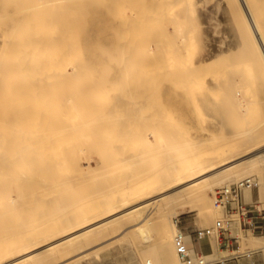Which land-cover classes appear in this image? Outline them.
Instances as JSON below:
<instances>
[{
    "label": "bare ground",
    "instance_id": "bare-ground-1",
    "mask_svg": "<svg viewBox=\"0 0 264 264\" xmlns=\"http://www.w3.org/2000/svg\"><path fill=\"white\" fill-rule=\"evenodd\" d=\"M123 1L124 0H122V3H121V0H0V35L3 39L2 47H0L1 48L0 56L3 62L1 64V61H0V77L2 79L8 77L7 79L9 81H12L11 86H13L14 83L19 84L20 80L24 81L26 78L21 79L23 77H19V81H17L18 78L17 79L15 78L16 80L14 79L15 80L14 82V80L11 77L14 78L16 76H23V75L25 76L26 74H31L32 71L36 68L35 69L36 73H38V70L40 69L39 70L40 77L38 75L36 76L39 77V79L37 78L38 81L41 79L40 80V84H41L40 85V92H41L40 95L41 96L43 94V89L44 90L48 89L47 87L45 88L44 86L46 85L55 86V87L53 86V88L55 89H51L53 90V92H55L54 94L53 92H51V95H52L51 97L50 95L47 98L46 96L43 97L44 102L42 101V103L44 105L41 103V106L38 105L39 107L36 108L37 104L39 103L38 102L35 105L36 107H34L35 109L32 106L33 109H31L30 113L25 112L26 111L25 108H24L25 111L21 107H20L21 109L19 108V104L17 103L21 99L19 101H16L17 103L13 101L14 99L13 100L10 99L11 101L14 102V105L15 104L18 105L17 112H15V109L12 108L14 107V105L13 106L8 105L9 103H11V101H8L9 98L7 97V94H6L7 88L8 87L10 88V86L8 85L9 81H7V79L5 82H7L6 86L8 87H4L5 90L2 88H1L2 90H0V157L2 156L1 158H3V160L0 159L1 161H3V163L0 162V198L1 197L6 198V201L4 200L5 203L3 202L4 204H2V202L0 201V209H4V208H1V206L5 205L6 210L5 209L4 210L8 211L9 213L8 212L7 213L8 215H10V218H13V220H15L13 221L15 226L14 225L12 226V223L10 225L9 224L10 220L8 221L7 218H6L7 220L5 219L6 221H4L5 223L9 224V226L8 224H5L6 227L8 226L7 228L5 227V229L7 230L8 234H10L9 236L8 234L6 235L7 233L6 231H5L6 233L3 232L5 230L4 228L0 232V237L4 240H5L4 235H6L7 238L12 236L11 239L6 240L5 242H3L4 240L0 239L1 240L0 242V264H67L75 259H78L80 257L87 255L89 252H92V250L94 251L96 249H101L104 247L107 248L111 245H114V243L115 242L117 243L118 240H120L121 242L130 241L133 243H139L145 253L146 251L148 252L150 250L149 251L150 255L147 257H145L147 253L146 254L143 253V257L145 259L144 264H179V259L176 254V249L174 246V233L176 232V227L178 224L176 220L171 219V215L175 213L176 209L179 208L180 212L182 213H187L190 211L205 212L207 215L210 216L213 214L214 210L216 209L215 203L214 201H212L213 199L210 200V198L208 197V192L210 189L214 187V185L220 184V183L224 184L225 182H228L229 180H232L233 178L237 179L238 176L242 177L245 174L248 175L249 172L251 173L260 172L262 170L261 168H263L262 162L264 161L263 160L264 159V134H263L264 131L257 132L256 134L254 133L255 131L254 132L252 131L251 133L253 135L251 134L250 137L251 136L253 137L251 139V142L248 144L246 143L243 144L242 141L233 143V141L231 142V140H227V141L217 144L216 141L210 142V139L208 138V136L207 137L205 136L206 138H202L201 135H206L205 132L203 133V131H201L202 129H204L203 127L202 128L200 127L201 128V129L199 128L200 130H197L196 128L195 130L193 129L192 126L194 125L195 117L198 118V116H195L192 110H194V108L196 107L193 105L192 106L194 108L190 107V104H189L190 99H185L187 97L184 98L182 96L183 95L185 96V94L189 91L190 87L192 86V82L196 81L195 79H198L194 76V74L192 76L195 79L194 78L192 79V76L190 74L189 75L191 77L187 76L188 78H186V74H185L184 79L182 77V81L183 80L184 81L183 82L181 81L180 83L181 85L179 84V81L178 82L175 81L173 77H171L170 78L171 81L168 80V82H167V79H169V77L166 79L164 78V80H166L164 82L165 88L163 87L164 93L163 94L161 93L162 97H160L159 95L158 96L159 98L156 97L157 99L156 98L155 99L161 100L160 103L163 101L164 102L163 104L166 106L165 108H162L164 106L162 104H161L162 106L160 104H157V106L152 105V107L156 106L155 107L156 109L159 108L158 111H160V108H162L160 114L156 113L155 109L153 108L151 109L152 112L155 110L153 113L154 114L153 117L157 116L155 115V113L158 114V116L160 115L159 116L160 118L158 120L159 122H161L162 126H158V128L155 127L156 129L151 128V130L150 128H147V127L146 128L148 130H146L144 128V125H142L141 127L144 128L145 130L141 129V127L138 126L139 124H142L143 120L145 121V118L147 119L149 117L148 114L150 113V111H148L149 113L146 112V110H148L150 107L149 105L148 106L145 105L148 108L146 110L143 109L144 110V111L142 110L143 113L139 111L141 115L142 114L144 116L148 115L144 118L141 116L143 118V119L141 118L142 120L140 119L141 122H139L136 116V114L138 113L137 112L138 110L136 111L135 109H133L132 111L130 110L131 113H127L126 110H129V108H127V105H125V103L134 101L133 99L131 100L129 99L132 98V94L135 95V93H137V91L133 93V91L137 90V87L136 89H134L135 87L132 86L131 89H134L133 91L129 90L131 86L128 87L129 91L127 90L128 93H126L128 94V96H125V99L128 100L127 101V100H124V98L119 95V92L122 91V90L119 91V88H118V83L120 82L116 81L115 79L114 80L115 83L112 84L109 82V80H106V78L108 75H109V78L114 77L117 79H121V81H122V78H126L125 79V82H126L128 78L125 76H129L130 73L133 74L132 70H134L135 68L137 69L136 67L137 63L143 60L142 54L145 55L144 52L148 51V48L151 45L152 40L150 41L147 38L149 37L153 39L151 35L153 33L151 32L153 30L154 25H150L152 26L151 27L152 29H150L151 34L148 33L149 34V35L147 34L148 37L147 36L142 37L143 39L146 38V41L149 40L147 41V42H150L149 45L148 46L146 45L148 44L146 43V41L144 42L143 40L139 41L140 47L142 43L144 44L142 46L143 48L141 47V49L137 44L136 45L138 46L137 50L140 49L142 51L143 49L145 51L143 52L139 51L142 54L139 52L137 53L136 46L134 43H136L137 39L139 38L138 35H136L135 33H132V35L134 34L135 36L138 37V38L137 37L134 38V40L136 41H133V42L124 41V38L128 39L129 37L133 39V37L130 36L131 34L129 32L134 31V29L136 28L135 27L136 25H134V23L137 24V22H134V20L136 21L140 18L136 14V11L138 10L137 9L138 5L135 6L137 8L134 13L136 14L135 16L139 18L134 19V16L130 15L133 13L126 15L127 16L126 17L124 14L125 12L122 9H124L123 8L124 4L126 5L127 2L125 3ZM141 1L145 3L143 4L144 6L140 10L145 9V7H149V8L153 7L156 10H159V9L163 10L167 7L170 8L171 6L170 4H172L173 2H178V0H149L148 2H146L145 0H141ZM129 2L127 4L128 6L130 4L132 5L131 2H134V1L131 0ZM227 2H229V6H231L232 8V14H234L233 16L236 18V21L239 24V25L237 24L238 28L240 27L239 30L241 29L242 40L245 41V43L247 44L246 46H248V49L250 48L249 50H245V51L253 52V55H252L253 62L255 63L257 62L256 67L260 70L259 76L264 80V0H227ZM134 3H133V6L130 5L132 7V9L130 8L131 11L135 10ZM174 4H173L174 7L171 6V9L173 8V11L175 10V7L177 6L176 4L175 5ZM178 7L180 6L178 5L176 8ZM169 8L167 10L168 11L167 13H169V10H170ZM188 9L190 8H187V10ZM183 10L185 11L186 9H183ZM145 11L146 9L144 10V12ZM152 11H151V15L156 14L155 17L157 19H159V17L163 15L165 16L166 19H168V17H166L167 14H165L166 11L163 12L164 14L161 13L162 15L160 14L161 11L160 12L156 11L158 15H161L159 17L157 16V13L154 11V9ZM170 11L172 12V10ZM176 12L178 11L175 10V14L172 12L169 15L171 16L173 15L175 17ZM146 13L148 12L146 11ZM187 13L188 12H186V14ZM239 13H240V18L238 16ZM131 16H133L132 22H131L132 18H130ZM173 16L170 18V20L173 18ZM177 17L178 16H176V20L174 18L171 20V22L173 20L177 21V23L180 22L181 19L178 21ZM157 19L156 21H158ZM145 20H148V19H145ZM159 20L160 22L164 21L162 17ZM175 21L172 22V25L177 24L175 23ZM181 22L183 23V20ZM158 25L162 26L159 23V21H158ZM168 26L170 27L169 24ZM163 27H164V24H163ZM165 28H163L162 30H165ZM176 28L177 27H175V29ZM177 29H179V26ZM177 29L175 32H177ZM155 30L157 31V28ZM185 30L186 28H184L183 32ZM179 31L180 30H178V33ZM188 32L186 31L187 34ZM164 33L166 34V32ZM181 33H179V35ZM164 37H166V35L163 36L162 34V36L159 37L160 40H158L160 42L158 45L160 46L161 52L158 50L156 51L155 48L150 46L156 51V53L154 52L155 56H154V53L152 52L151 55H153V59L150 53L148 54V57H147L146 55L149 51L145 55L146 62L148 61L147 59L151 56L150 57L151 59L149 58V60L155 63V64L152 62L150 63V61L147 62L149 64L148 66L151 68L149 69V74L152 73L151 71L153 70L152 67L156 65L157 60H158L157 61L158 64H157V67L156 66L154 67V69L158 71V68H160L159 69L160 72L161 71L164 72L163 75H166V72H165L166 66L165 67L161 66L162 67L161 68L160 66H158L159 64L161 65L163 62L166 61L167 64L165 65L171 64L168 67H171L173 69L174 67H177V65H179L177 64V61L178 62L181 61L179 60L180 57L176 56L180 50L177 53L173 54L172 53L173 49H171L173 45H170L171 48H169L170 47L168 46L169 43L164 40ZM177 37H178V34H177ZM180 38H183V37L181 36ZM180 38H179V42L181 41ZM188 38H185V39H188ZM132 39L130 40L132 41ZM185 39L184 40L182 39L181 42L183 43L180 42L182 45H184V41L186 42ZM155 40L156 39H154V41ZM189 40L191 41L190 38ZM144 45L145 47L146 46L147 47L145 48ZM190 45L191 43L189 44V47H186V48H189V50L185 49L186 51H190V48H191ZM174 47L176 48V46H173V48ZM151 48L149 50H151ZM175 48L174 50L176 51V49L178 48L176 49ZM182 48H185V47H182ZM169 50H171V52ZM241 50H243V48ZM162 51L164 52V54ZM160 53L167 56L165 57L166 59H164V57L161 55V58H163L164 61H160V57H158L159 59L156 57L158 54H159L158 56H160ZM139 55H142L141 57L142 60H138V58L140 57ZM3 56L5 57L4 59L5 61L3 60ZM155 57L157 59H155ZM6 58H8V60L10 61H8ZM187 58L189 59V61H191L189 56ZM231 59L229 61L230 63H231ZM252 59H250V61ZM222 60L223 58H220L219 60L222 64L219 62L217 64L218 65L221 64V67L223 65L226 66V64H224L225 62L223 63ZM240 60H244V59L240 58ZM144 61L143 63L141 62V64H144L145 63ZM8 62L10 63L7 66H5V68H3L4 67L3 64L4 63L7 64ZM235 62H234V65H236ZM237 62H239V60ZM240 62H239V66H241ZM213 64H212V67L216 66V64L214 66ZM172 65H175V66L172 67ZM247 65H250V64H247ZM247 65L246 67L245 66L244 67L247 68ZM184 66L186 65L184 64ZM190 66L192 67L193 64H191ZM236 67H238V65ZM136 69L134 70L135 74L138 71ZM196 69L197 67L196 68L194 67L193 70L191 69L192 73L193 71H195V75L197 72ZM199 69L200 70H198V73H197L199 74V76L207 75L208 71H210L208 67H206L207 70H204V71L205 73L207 72V74L205 73L203 74L202 68H199ZM226 69H227L226 71L229 70L227 67ZM41 71H43V74ZM157 71L155 72V74L159 72ZM170 71L172 70L170 69ZM178 71L180 72V69ZM174 72L177 73L175 68H174ZM229 73L232 74V71ZM135 74H133L132 77H136ZM176 75L177 74H175V76ZM41 76L43 77L44 80L41 78ZM32 77L34 78V76ZM142 77L146 78L144 76H141V78ZM179 77H181V75ZM230 77H232V75ZM48 78L54 79L52 82L53 84H50L51 81ZM66 78L68 79L70 78L71 80H67ZM147 78L148 79H146L145 81L149 79L151 81V79H153V76L152 78L151 77L150 78L147 77ZM137 79L138 81L140 80L139 78ZM186 79L187 80L190 79V81L188 82L186 81ZM153 80H155V78ZM153 80L152 82H155ZM161 80L163 79L161 78ZM43 81L45 82L43 83ZM141 81L143 80L141 79ZM132 82H134V80L130 81V83L133 85L134 83ZM152 82H148V83L151 85ZM158 82L161 83L162 81L160 82V79H159ZM176 82L179 84V86ZM23 83L24 82H22V84L20 83L19 85L21 89L19 87L17 88L18 84L14 85V87L16 86L15 88H17L18 90L19 89L26 90L25 88H22L26 86V84L24 85ZM32 83L35 84L33 80H32ZM139 83H142V82L139 81ZM186 83H188L189 85H187ZM34 84L33 86H35ZM43 84H46V85L42 86ZM136 84L138 85V83ZM2 85L4 84L2 83ZM134 86L136 85L134 84ZM41 87H42V91H41ZM9 88L8 90H10ZM15 88L11 92L13 91L15 92L16 91ZM140 88H142V86ZM109 89L112 91L113 95L111 92H110L111 94L106 92V91H110ZM8 90H7L8 94L11 93ZM152 90L153 88H151V90L149 91H152ZM47 91L45 92L46 95H47ZM130 91L132 92L131 97L128 98L130 96L129 94ZM32 92H36V91L33 90ZM48 93L50 92L48 91ZM106 93H108L110 97L112 95L113 98L115 97V99L114 100L109 99ZM114 93L116 94L115 96H114ZM15 94L22 95V92L21 91L20 93L15 92L14 95ZM147 94H150L149 96H151V94H155V93L151 92ZM179 94H183V95L182 96L180 95L179 97L178 96ZM23 95H24V91H23ZM26 95H24V97H26ZM118 95L120 96V98ZM38 96L36 97L37 99H38ZM41 96H40V99H42ZM143 96H145V94ZM27 99L28 100L30 99V101L32 99V101L36 103V101H34V99L30 96L27 97ZM141 99L144 101L143 98ZM149 99L151 101L153 98H149ZM121 100L123 101L124 105L121 102ZM251 101L253 100L251 99ZM31 102H30L29 108L31 107ZM190 103H192V100L190 101ZM146 104H149V103H146ZM142 105L144 106V104ZM8 106L10 107L12 106V107L9 108ZM145 106L144 108H146ZM104 107L105 108L108 107L106 108L107 114H104V111H103L105 109ZM8 109L12 110L13 112L10 111L12 112L10 114ZM21 110H23L24 113ZM120 110L121 112L122 110H124L125 112L123 111L124 113L122 112L121 114L120 112V114H118ZM162 111L163 112L165 111L164 118L166 120L163 123L167 122L166 124L169 125L170 123L173 122L174 123L173 125H175L177 129L176 131L174 129L175 127L172 128V124H170L171 130L173 129V132L176 131L175 132L176 134L173 135L174 138L167 137V135L169 134L171 130L169 128L170 126H166L165 124L162 123V121H160V119L163 117L162 116L163 114L161 115V113H163ZM14 112L17 114L15 115L16 117L14 116L15 114ZM139 113L137 115H139ZM129 114H132L131 117L129 116ZM11 115L13 117H11ZM124 117L125 118L128 117L129 122L132 121V124L134 127L133 128L131 127V128L133 130L137 126L140 127L141 130L140 129L139 130L135 129V130L137 132L140 131L141 133L144 132L143 133L144 136L146 134L145 133L146 131L149 132V131H153L154 129L156 130V132L158 131L160 134V135L155 134V136L156 135L157 137L162 136V138L160 139L162 140V143H163V145H161V148H159L160 147L159 143H156L159 141L158 139L159 137L158 138L155 137L156 139L153 137L156 140L155 145L153 147V145L151 146L149 145L151 144L152 141L147 138L148 137L147 134H146L147 137L146 136L144 137V136H141L142 134L139 132L141 134L140 135L141 138L144 137L145 139H148V141L146 140V143L149 142V140L151 141L149 142V144L148 143L147 145L145 144L146 146H148L147 151L149 152L144 151V154H143L142 152H140V149H139V152H140L139 154L142 153L143 155H146V157L150 156V158H152L151 156H155L152 159V161L150 160L149 165H144L145 164V162H143L145 161L144 157L142 155L136 154L138 152V148L137 150L134 149L138 146L137 143L138 142L140 143V141L142 140L137 138L138 142L135 141L134 142L135 145L133 144L134 146H132L133 140L132 139L126 140L125 137L122 136L125 133L122 132L123 130L121 131V129L123 128H122V124L120 121H122L121 119ZM153 117L152 119H150V122L148 123L145 122V123L150 124L151 120L155 121L156 117L154 119ZM138 118H140V115L138 116ZM155 122L158 123L159 125L158 121H155ZM119 123L121 124V126ZM152 123L153 125L150 124L151 126L153 127L156 126L154 122ZM195 123L196 124L199 123V122L197 123V119ZM118 124L121 127L119 130L120 132H122L121 133L122 135H120V132L117 129L113 131L114 136L116 135V130L118 131L117 135L119 136L115 137L116 138L115 141L118 144H116V142L114 141H111L110 135L108 136V138H110L108 141H111V143L114 142L115 145H117L118 147L115 150L112 149L114 153H112L113 151L111 150L113 157L110 155V153H109L110 156H107L110 159L111 158L112 159L111 160L109 159V161L106 159L105 161L104 160L105 153L103 152H106L107 146L111 143L108 141L107 143L106 142L104 143L103 140L100 141V139H103L104 137V136L101 137V134L103 135L104 132L107 134L112 131L113 128L107 129L106 128L107 126L109 128L112 125H114L112 127L115 128V126ZM126 124H127L126 122L123 124L125 128H126ZM196 124L195 126H197ZM185 125H188V126H185ZM199 126H202V124ZM44 127L46 130L44 129ZM96 127H98V129ZM159 127L161 128L167 127V128L164 129L166 131H163ZM127 128H128V124H127ZM159 129L161 130V132L163 131L164 133L162 132L161 134ZM108 130H111V131L109 132ZM49 131H50V134H52V136L48 134ZM43 132H45L44 133L45 135L40 136L43 134ZM46 132H47V135H49L50 138H52V140L49 138V136H47L49 140L47 137H45ZM96 133L97 134L100 133V135H97L98 137L100 136L99 137L100 139H97L99 140V142L97 141L98 143H96L95 136H93ZM150 133L153 134L154 131L153 133L152 132ZM110 134L113 135L112 133ZM129 134H133V133L131 132ZM91 135L93 138L91 137ZM131 136L133 138V135ZM35 137L37 138V140H39V137L43 138L42 143L35 144L36 147H34L35 145L31 143ZM90 137L93 141L90 139ZM106 138L107 137L105 136V140ZM45 139L48 141L49 144H47V142L44 143ZM89 139H90V142H88ZM113 139L114 137H112V140ZM117 139L119 140V142L117 141ZM185 140H188L189 142L192 140L190 143L186 141V145H188L189 143V147L187 146L188 148H190L189 151L187 147L186 149L184 148V142L182 141H185ZM143 141L145 140L143 139ZM65 142L67 143L72 142V146L69 147L68 152L69 153L70 151L74 152L75 150L76 152L74 154L71 153L72 154L71 156L75 160L79 159L78 161H80L81 159L79 157L81 155L80 154L81 148L85 150V148L83 147H87V145H91L90 144L91 142H92V145L94 144L95 147H97L96 151L97 152L99 151L98 152L99 164L97 166L99 168V171H97L98 173L96 175L97 176L99 175L98 176L99 179L102 178L101 176L102 174H104L103 172H108L107 170L109 168L107 167L108 168L107 169L105 167L108 164L112 166L113 163H115L114 162L115 160L117 161L118 166L121 164L123 165L122 166L123 169L125 168L124 169L125 171H123L124 174H121V172L119 171L120 168L118 169V172H117L118 174H116V176H119V177L117 178L116 181L113 180L114 183L112 182L111 186L110 187L108 186V188L107 186L104 185V183H101L99 180L98 183H100V185L102 186L101 187L98 186L97 190L100 189V191L98 192V194L95 193L96 190L94 192L95 194L91 192L93 196L95 197H91V199L90 198L88 199V198H83L84 197L83 196L82 197L83 199L77 200L78 204L74 203L75 202L74 200H71V201H74L73 203H71V205L72 206L75 205L76 207H74L75 209L73 212L71 210H70L71 212L68 211L69 213L65 212L68 210V206H67V209H65V211H62L58 207L59 206L58 203L61 202L60 200L58 202V199L63 200L62 195H64L65 197L66 194H68L67 190L71 189L70 187L71 180L69 181V178L68 179L66 178L67 175L66 177L64 175L65 172L67 174V171H68L66 155L64 154V151H63V144ZM101 143H103L104 144L103 146H106V147L101 146ZM142 143L140 144L142 145ZM179 143L183 145L180 146ZM198 143L200 146L197 145ZM32 144L34 146H32ZM152 144H154V141ZM43 146H45V148ZM77 146L81 147V148L79 147L80 149L78 148L79 151H77L76 149ZM149 146L152 148H155V146H157V148H159L158 150L162 149V151L164 152V155L162 154L163 153L162 151L161 153L159 151H156L157 148H155L156 150H152V148H149ZM95 147L91 146L90 148L95 149ZM130 147H132V149L136 152L130 150L131 149ZM138 147L140 148V146ZM195 147H197L196 151L192 152L191 150H194ZM31 148L33 152L34 150H36V152L34 153L37 156V157H34L35 162L37 161L36 159L39 158L38 159L39 161L36 162L37 164L35 165H33V162L30 159L31 157L35 156L33 152H31L32 154L29 153L31 151ZM40 148L42 151H40ZM101 148H104L105 151L103 150L102 152ZM170 148H172L173 150ZM180 148H181V151H180ZM217 148L220 149V151ZM7 149H9L10 151L12 150V152L8 151ZM174 150L176 151L175 153L172 152ZM184 150L188 152L184 154L185 153ZM216 150H218L219 154H217L218 152L214 153ZM47 151L49 154L52 152V154L49 155L50 157L47 156L45 159L46 154H48ZM150 151L154 153L156 152H159V153H157V155L156 154L154 155V153L153 155L152 154L147 155L148 153H151ZM39 152L40 154H38ZM169 152H170V155L168 154ZM42 155L44 156V158H42L43 157ZM52 155H53V159L51 158ZM43 159L51 160V161H45L44 163ZM48 162L50 164H48ZM117 163H115V166L113 165L112 168L116 167ZM120 170L122 171V168ZM116 171L117 170H115V172ZM87 172L89 173L91 172V174L85 173V174H88L87 176H91V175L93 176L92 171H87ZM111 172L112 174L114 173L113 170ZM93 173H94V170H93ZM80 175L81 176L83 175V171L82 173H80ZM107 176H110V174H107ZM112 177L113 179H115V173L113 174ZM77 179L79 181V178ZM80 179H83V177H81ZM84 181H85V184H87L86 181H88L89 185L91 182V186L94 184L92 183L93 181L89 182L88 179ZM106 182L108 181H105V183ZM78 183H80V181ZM229 184H232V183H229ZM96 186L97 184H95V187ZM104 186L107 188V189L105 188L106 189L105 191L103 190ZM83 187L79 186L80 190ZM86 189L88 190V187ZM71 191L74 192V189H72ZM77 191H79V189H77ZM65 192L67 193L65 194ZM73 192L72 194L70 193L69 195L72 196ZM80 193L81 191H79V194ZM69 195H68V198L65 197L67 198L65 201H62L64 204L65 202H68L67 200H70ZM82 195H83V192H82ZM72 197L73 198L75 197V193H74V196ZM47 198H50L49 200L52 201V202L48 201V203H51V205L47 203ZM55 201L58 202V203L56 202L58 206L56 205V203L55 204L53 203ZM46 203L48 204V206L50 205V207L53 206V208L51 207L50 209L51 210L55 209V211L53 210L54 213H51L53 211H49V210H48L49 213H47L48 206L46 205ZM54 205H56L57 208H54L56 207ZM70 207L71 206H69V208ZM72 208L73 207H71V209ZM57 209H59V212H57L58 211ZM7 213L6 214L4 213V214L7 215ZM2 219L4 220V218ZM18 221H19V224H18ZM0 223L3 225V222H0ZM1 224H0V229H1ZM11 226L13 229L17 227L15 228L17 230L15 229L8 230V228H11ZM12 232L13 234H11ZM92 233H97V235L92 239H88L89 235ZM153 237H155L156 243L150 246L151 244L148 245L147 243L150 242V240L153 239ZM247 238L243 239V242H246V244H248L250 247L247 251H252V250L255 251V250L264 248V240H262L261 238L259 240L250 239V237H247ZM212 242H213V248H214L213 252H215L218 250L217 240L213 239ZM189 243H190V246L193 248L194 244H193V241L191 240V236H190ZM145 244H147V246H145ZM240 248H245V246L243 247L241 246ZM234 251H236V249H234ZM96 254L98 255L97 252ZM212 255L214 254L210 253L208 256H212Z\"/></svg>",
    "mask_w": 264,
    "mask_h": 264
},
{
    "label": "rangeland",
    "instance_id": "rangeland-1",
    "mask_svg": "<svg viewBox=\"0 0 264 264\" xmlns=\"http://www.w3.org/2000/svg\"><path fill=\"white\" fill-rule=\"evenodd\" d=\"M129 1H131V0H124L123 2H127L126 3V5L124 4V9H122L125 13V16L126 15H128V14H130V13H133V14H130V15H133L134 16V19H138L139 17V21L138 20H134V22H137V24L136 23H134V25H136L135 27V29H134V31H131V32H129L131 35L130 36H132L133 37V39L132 38H129L128 37V39H126V38H124V41H127V42H133V41H136V40H134V38H136L137 36H135L134 34L132 35V33H135L136 35H138V39H137V41H136V43H134L135 44V46L138 44V46H139V41H142L143 40V42L144 41H146V38H142V37H148V33H150L151 31H150V29H152L151 27L152 26H150V25H154V27H153V30H152V32L151 33H153V34H151L152 35V38L153 39H151V38H147V39H149L150 41L152 40V42H151V47H153V48H155L156 49V51L158 50V51H160L161 52V50H160V46L158 45L160 42L158 41V40H160L159 39V37L160 36H162V34H163V36L164 35H166V37H164V40L166 41V42H168L169 44H168V46H170V45H173V46H176V48H178V49H176L175 47V49H176V51L174 50V48H173V46H172V48H171V46L169 47V48H171V49H173V54H175V53H177L179 50V53H177V55L176 56H179L180 57V59L179 60H181L180 62H178L177 61V64H179V65H177V67H174L175 69H176V72L177 73H175L174 72V68L172 69L171 67H168V66H170L169 64L168 65H165V64H167L166 63V61L165 62H163L162 64H164V65H158V66H166L165 67V72H166V75H163L164 74V72H160V68H158V71L157 70H155L154 69V67L156 66L157 67V61H156V65L154 66V67H152L153 68V70H151L152 71V73L151 74H149V69H151L148 65V61H150V63L152 62L151 60H149V58L152 56V59H153V55H151L152 54V52L154 53H156V51L153 49V48H151L150 46H149V48H148V51H146V52H144L145 53V55H146V53H147V57H148V54L150 53V57L147 59L148 61L146 62V56L144 55V54H142L141 52H143V51H145V50H143L142 49V51L140 50L141 49V47L143 46V44L144 43H142L141 44V47H140V49L139 50H137V47L138 46H136V50H137V53L139 52V51H141V52H139V53H141L142 55H143V57H142V55H139L140 57V59L138 58V60H142V61H140V62H138L137 63V66H136V64H135V66L137 67V69L136 70H138L137 72H136V74H135V69L134 70H132V72H133V74H135V76L136 77H132L133 76V74L132 73H130V74H132V75H130L129 74V76H125V77H127L128 79L126 80V82H125V79L126 78H122V81H121V79H117V78H114V77H110L109 78V75L107 76V78H106V80H109V82L110 83H115L114 82V80L116 79V81H119L120 83H118V88H119V91L120 90H122V91H120L119 92V95L120 96H122L123 98H124V100H127V99H125V96H128V94H126V93H128V91L129 90H131V91H133L134 89H136V87H137V90H135V91H133V93H135L136 91H137V93H135V95L134 94H132V98H130L131 97V91L129 92V94H130V96L128 97V98H130L129 100H131V99H133L134 101H132V102H126V101H124V102H126L125 103V105H127V108H129V110H126L127 111V113H131V111L133 110V109H135L138 113H139V111H141V113H143V111L144 110H146L148 107V105L150 106L149 107V109L148 110H146V112L147 113H149L148 111H150V113L148 114L149 115V117L146 119L145 118V121L143 120L142 121V124H139L138 126H142V125H144V128L146 129V130H148L147 128H150V130H151V128H158V126H162L161 125V122H159V116H158V114H160V112H161V109L162 108H165V106L166 105H164L163 103V101L160 103V101L161 100H156L157 98H159L158 96L160 95V97H162L161 96V93L163 94L164 93V86H165V81L166 80H164V78L166 79V78H168L169 77V79H167V82H168V80H170L171 81V77H173V79L175 80V81H179V84L181 83V81H182V77H183V79H184V77H185V74H186V78H188L190 75L192 76L193 74H194V76L196 77V78H198V79H195L193 76H192V79L194 78L196 81H193L192 82V86L190 87V89H189V91L185 94V96L183 95V94H179L178 96L180 97V95L182 96V97H187V98H185V99H190V101L192 100V103H190V101H189V104H190V107H193V106H195L196 108H194V110H192L193 111V113H194V115L195 116H198V118H196L195 117V122H196V119H197V123L198 124H196L195 122H194V125L192 126L193 127V129L195 130V128L197 129V130H200L202 127L204 128V129H202L201 131H203V133L205 132V134L206 135H201L202 136V138H206L207 136H208V138L210 139V142H212V141H216V143L217 144H219V143H221V142H224V141H227V140H231V142L233 141V143H235V142H243V144L244 143H246V144H248V143H250L251 142V139H252V137L253 136H251L250 137V135L252 134L251 132L253 131H255L254 133L256 134L257 132H262V131H264V80L259 76L260 75V70L256 67V64H257V62L255 63V62H253V59H252V55H253V52L251 51V52H247V51H245V50H249L248 49V46H246L247 44L245 43V41L244 40H242V37H241V29L239 30V28H238V26H237V21H236V18L233 16L234 14H232V8H231V6H229V2H227V0H186V1H184V0H178V2H173L172 4H170L171 6H173V4L175 3L177 6L179 5L180 7H178L179 9H180V11H181V13H180V11H179V9L178 8H176L175 7V10H177L178 12H176V15H175V17L173 16V18L172 19H174L175 18V20H176V16H178L177 17V20L179 21L180 19H181V21L183 20V23L181 22H178L177 23V21H175V20H173L172 22H174L175 21V23H177V24H174V25H172V22H171V20H170V18L172 17L171 15H169V14H171L172 12L175 14V10L173 11V8L171 9V6H170V8L169 7H167V8H165V9H159V10H156L155 8H153L154 9V11L156 12H160V14L161 13H163L164 11H166V13L165 14H167V16L166 17H168V19H166L165 18V16L163 15V16H161V15H158V13H157V16L159 17V16H161L162 18H163V22H160V20L159 19H161V17H159V19H157L155 16H156V14H154V15H151V11L153 10L151 7V9L149 8V7H145V9H146V11L149 13H146V11L144 12V10L145 9H142V10H140L144 5V3L145 2H143V1H141V0H137V1H135V0H133L134 2H131L132 3V5L131 6H133V3H134V8H135V10L134 11H131L130 10V8L132 9V7L130 6H128L127 4H128V2ZM140 1V2H139ZM146 2H148L149 0H145ZM121 3H122V0H121ZM130 3V2H129ZM170 3V2H169ZM192 3V4H191ZM174 4V5H175ZM187 4V5H186ZM136 5H138L137 7H135ZM183 5V6H182ZM186 6V7H185ZM174 7V6H173ZM182 7V8H181ZM122 8V7H121ZM136 8L138 9L137 11H136ZM168 8L170 9V10H172V12L169 10V13H167L168 11ZM187 8H190V9H188L187 10ZM192 8V9H191ZM194 8H195V10H194ZM182 9V10H181ZM183 9H186L185 11L183 10ZM120 10V9H119ZM151 10V11H150ZM122 11V12H123ZM136 11V14H137V16H139L138 18H137V16H135L136 14L134 13ZM139 12H141V13H139ZM171 12V13H170ZM186 12H188L187 14H186ZM143 13V14H142ZM148 14V15H146V14ZM152 13H153V11H152ZM141 14V15H140ZM146 16H148V17H146ZM164 14V13H163ZM187 15V16H186ZM190 15V16H189ZM133 16H131L130 18H132L131 19V22H132V20H133ZM171 16V17H170ZM238 16H239V18H240V13L238 14ZM127 17V16H126ZM136 17V18H135ZM144 17V18H143ZM130 18H128V19H130ZM144 20H143V19ZM165 18V19H164ZM189 18V19H188ZM145 19H148V20H145ZM156 19L159 21V23L162 25V26H160V25H158V21H156ZM235 19V20H234ZM140 20H141V22H140ZM151 20V21H150ZM185 20H186V22H185ZM187 20H189V21H187ZM151 23H150V22ZM162 21V20H161ZM192 21V22H191ZM130 22V23H131ZM144 22H146V23H144ZM185 22V23H184ZM149 23V24H148ZM191 23V24H190ZM132 24V23H131ZM139 24H141V25H139ZM144 24H146V25H144ZM149 26H148V25ZM163 24H164V27H163ZM168 24L170 25V27L168 26ZM179 24V25H178ZM191 26H190V25ZM142 25H143V27H142ZM182 25V26H181ZM239 25V24H238ZM146 26H148V27H146ZM160 26V27H159ZM178 26H179V29H177L178 28ZM188 28H187V27ZM140 27V28H139ZM142 27V28H141ZM145 27V28H144ZM166 27V28H165ZM169 27V28H168ZM175 27H177L176 29H177V32H175L176 31V29H175ZM157 28V31L155 30V29ZM163 28H165V30H162ZM184 28H186V30L183 32V30H184ZM193 28V29H192ZM174 29V30H173ZM131 30V29H130ZM142 31V33H141V31ZM147 30V31H146ZM160 30V31H159ZM178 30H180L179 31V33H181L180 35H179V33H178ZM137 31V32H136ZM138 31H140V32H138ZM156 31V32H155ZM159 31V32H158ZM186 31L188 32V34L186 33ZM164 32H166V34L164 33ZM129 33H128V35H129ZM139 33H141V34H139ZM144 33H146V34H144ZM158 35H157V34ZM160 33V34H159ZM175 33H177L178 34V37H177V34H175ZM190 33V34H189ZM148 34V35H147ZM155 34H156V36H155ZM173 34V35H172ZM182 34H184L185 35V37H184V35H182ZM187 34V35H186ZM192 34V35H191ZM150 35V36H151ZM168 35H169V37H168ZM171 35V36H170ZM175 35V36H174ZM141 36V37H140ZM182 36L183 38H180V37ZM191 39V41L189 40V38ZM0 37H1V35H0ZM142 38V39H141ZM172 38H173V40H172ZM179 38H180V40L182 41V39L184 40L185 38H188V39H185L186 40V42L184 41V45H182L181 43H183V42H179ZM130 39H132V41L130 40ZM154 39H156L155 41H154ZM169 39V40H168ZM178 39V40H177ZM149 40H147V41H149ZM146 41V43H148V44H146L147 46L149 45V43L150 42H147ZM191 43V45H190V51H186V50H189V48H186V47H189V42ZM243 41H244V43H243ZM3 42V39H2V37L0 38V47H2V43ZM174 42V43H173ZM177 42V43H176ZM179 42V43H178ZM193 42V43H192ZM171 43V44H170ZM189 43V44H188ZM155 44V45H154ZM243 44H245V45H243ZM177 45H179V46H177ZM186 45V46H185ZM188 45V46H187ZM146 46V47H147ZM155 46V47H154ZM243 46V47H242ZM144 47H145V45H144ZM145 47V48H146ZM157 47V48H156ZM182 47H185V48H182ZM245 47V48H244ZM143 48V47H142ZM151 48V50H149ZM243 48V50H241ZM1 49V48H0ZM153 49V50H152ZM186 49V50H185ZM147 50V49H146ZM170 52H171V50H169ZM183 53H182V52ZM185 51V52H184ZM163 52V51H162ZM186 52H187V54H186ZM155 53H154V56H155ZM182 55H181V54ZM244 53V54H243ZM163 54H164V52H163ZM163 54H161L160 53V56H156L157 58L158 57H160V61H164L163 60V58H161V55L164 57V59H166L165 57H167V56H165V55H163ZM167 55V54H166ZM250 55V56H249ZM189 56V58H190V60L191 61H189V59L187 58ZM223 56V57H222ZM141 57H142V59H141ZM155 57V59H157ZM178 57V58H179ZM229 57H231V58H229ZM245 57V58H244ZM0 58H1V56H0ZM184 58V59H183ZM187 58V59H186ZM220 58H223V60H222V62L224 63V64H226V66L225 65H223L222 67H221V62L219 61L220 60ZM240 58L242 59H244V60H240ZM5 59V57L3 56V60ZM7 60H8V58H6ZM151 59V58H150ZM159 59V58H158ZM162 59V60H161ZM219 59V60H218ZM230 59H231V63L229 62L230 61ZM236 61H238L239 60V62H240V65L241 66H239V62H235L234 60ZM250 59H252L251 61H250ZM145 60V61H144ZM226 60V61H225ZM250 61V62H248V61ZM1 64L3 63L2 62V58H1ZM5 61V60H4ZM8 61H10V60H8ZM143 61L145 62L144 64H141V62L143 63ZM155 61V60H154ZM211 61H213V62H211ZM214 61H215V63H214ZM187 62V63H186ZM190 62V63H189ZM221 63V64H217V63ZM234 62H235V64L236 65H234ZM247 62V63H246ZM252 62V63H251ZM6 63V62H5ZM3 64L4 65V67L3 68H5V66H7L10 62H8L7 64ZM152 63H154V62H152ZM182 63H184L186 66H184V64H182ZM189 63V64H188ZM214 63V64H213ZM245 63V64H244ZM155 64V63H154ZM154 64H152V65H154ZM182 66H181V65ZM191 64H193V66L196 68L197 67V72H196V75H195V71H193V73L191 72L192 70H193V68L190 66ZM212 64H213V66L216 64V66H214V67H212ZM247 64H250V65H247ZM144 65V66H143ZM228 65V66H227ZM238 65V67H236ZM246 65H247V68H245L246 67ZM253 65V66H252ZM140 66V67H139ZM173 66H175V65H172V67ZM188 66V67H187ZM225 66V67H224ZM235 66V67H234ZM245 66V67H244ZM248 66H250V67H248ZM1 67V68H2ZM144 67V68H143ZM146 67V68H145ZM161 67V68H162ZM183 67V68H182ZM206 67H208V69L210 70V71H208V74H207V72L205 73V71L204 70H207L206 69ZM225 68V70H224V68ZM226 67L229 69L228 71H226L227 69H226ZM231 67V68H230ZM189 68V69H188ZM199 68H202V73L204 74H207V75H203V76H199V74H197L198 73V70H200ZM204 68V69H203ZM212 68H214V69H212ZM223 68V69H222ZM238 68V69H237ZM252 68V69H251ZM254 68V69H253ZM36 69V68H35ZM35 69L32 71V73L31 74H26L25 76L23 75V76H16V77H11L13 80L16 78H18L17 79V81H19V77H23V78H21V79H25L24 81H22V80H20L19 81V84L17 85V84H13V86H11L12 85V81H9L7 78L8 77H6V78H1L0 77V90H2V89H4V87H8V86H6V83L7 82H5L6 81V79H7V81H9L10 82V84H9V82H8V85L10 86V90H8V88H7V90L9 91V92H11L12 90H14V88L16 87H14V85H17V88L19 87L20 89H21V87L19 86L20 85V83L22 84V82H24L23 84L25 85L26 84V86H24V87H22V88H25L26 90H24V89H22V90H18L17 88H15V92L17 93V92H19L20 93V91L22 92V95H23V91H24V95H26V97H24V95L22 96L21 94L19 95H17V94H15L14 95V91L13 92H11L12 94H13V96H12V94L11 93H9L8 94V92H7V90H6V94H7V97L9 98L8 99V101H11L10 99H14L13 101H15V103H17L16 101H19L20 99V101L17 103V104H19V108L21 107L22 109H26V111H25V109H24V111L25 112H27V113H30L31 112V109H33L34 107H36L35 105L37 104V107L36 108H38L39 106H41V103H42V101H43V97H45L46 96V98L47 97H49V95H50V97L52 96L51 95V92H53V90H51V89H55V88H53V86H48V85H46V84H43L42 86H44V85H46V86H44L45 88L47 87L48 89H43V94H42V96L40 95V80L38 81V79H39V73H40V69L38 70V73H36V71H35ZM141 69V70H140ZM148 72V74H147V72L145 71V70ZM157 69V68H156ZM167 69V70H166ZM170 69L172 70V71H170ZM180 69V72L178 71ZM192 69V70H191ZM218 69V70H217ZM221 69H222V71H221ZM23 70V69H22ZM212 70H214V71H212ZM225 71V73H224V71ZM245 70V71H244ZM141 71V72H140ZM150 71V72H151ZM158 72V73H156L155 74V72ZM171 73H170V72ZM186 71V72H185ZM188 71V72H187ZM218 71V72H217ZM232 71V74H230L229 72H231ZM239 71H240V73H239ZM261 71H262V69H261ZM42 72V74H43V71H41ZM142 72H143V74H142ZM145 72V73H144ZM185 72V73H184ZM210 72V73H209ZM220 72V73H219ZM223 72V73H222ZM252 72V73H251ZM36 73V74H35ZM137 73H138V75H137ZM140 73V74H139ZM168 73H169V75H168ZM181 73V74H180ZM229 73V74H228ZM248 73V74H247ZM175 74H177L176 76H175ZM190 74V75H189ZM201 74V73H200ZM212 74V75H211ZM27 75H29V76H27ZM36 75H38V76H36ZM146 75V76H145ZM149 75V76H148ZM151 75V76H150ZM160 75H161V77H160ZM181 75V77H179ZM184 75V76H183ZM232 75V77H230ZM244 75V76H243ZM32 76H34V78L32 77ZM137 76H139V77H137ZM141 76H144V77H146V78H141ZM152 76H153V79L155 78V80H153V79H151V81H150V79L149 80H147V81H145L146 79H148L147 77H151L152 78ZM163 76V77H162ZM188 76V77H187ZM190 76V77H191ZM206 76H208V77H206ZM258 76H259V78H258ZM131 77V78H130ZM210 77V78H209ZM244 77V78H243ZM38 78V79H37ZM41 78L43 79V77L41 76ZM114 78V79H113ZM134 78V79H133ZM137 78H139L140 80V82H142V83H139V81H138V79ZM161 78L163 79V80H161ZM15 79V80H16ZM51 82H50V84H53L52 82H53V78H48ZM65 79V78H64ZM67 80H71L70 78L68 79V78H66ZM124 79V80H123ZM137 81H136V80ZM141 79L144 81H141ZM159 79H160V82L161 83H159L158 81H159ZM232 79V80H231ZM15 80H14V82H15ZM27 80V81H26ZM32 80H33V82H35V84L34 83H32ZM44 80V79H43ZM133 81L134 80V82H132V83H134L136 86H134V84L132 85L131 83H130V81ZM152 80L153 81H155V82H152ZM29 81V82H28ZM113 81V82H112ZM124 81V82H123ZM127 81H128V83H127ZM158 82V84H159V86H158V84H157V82ZM184 81V80H183ZM182 81V82H183ZM186 81H190V79H186ZM39 83V85H38V83ZM45 81H43V83H44ZM148 82H152L151 83V85H152V87H151V85L148 83ZM176 82V83H177ZM2 83L5 85H2ZM42 83V82H41ZM126 83V84H125ZM136 83H138V85L136 84ZM33 84L35 85V86H33ZM131 84V85H130ZM144 84H146V85H144ZM162 84V85H161ZM178 84V83H177ZM179 84H178V86H179ZM187 85H189L188 83H186ZM262 84H263V86H262ZM38 85V86H37ZM122 85V86H121ZM125 85V86H124ZM142 86V88H140L141 86ZM154 85V86H153ZM156 85H157V87L159 88L160 87V85H161V87L159 88V90H158V88L156 87ZM181 85V84H180ZM183 85V84H182ZM185 85V84H184ZM23 86V85H22ZM129 86H131L130 87V89L128 88ZM132 86L133 87H135L134 89H131L132 88ZM145 86V87H144ZM148 86V87H147ZM50 87V88H49ZM55 87V86H54ZM143 87H144V89H143ZM164 87V88H163ZM217 87V88H216ZM248 89H246V88ZM2 88V89H1ZM11 88H13V89H11ZM29 88V89H28ZM31 88H33V89H31ZM146 88V89H145ZM150 88V89H149ZM151 88H153V90L152 91H149V90H151ZM28 89V90H27ZM125 89H126V91H125ZM129 89V90H128ZM5 90V89H4ZM18 90V91H17ZM36 91V92H32V91ZM50 92V93H48V91ZM110 90V89H109ZM128 90V91H127ZM145 90V91H144ZM27 91V92H26ZM29 91V92H28ZM41 91H42V87H41ZM47 91V95H46V92ZM139 91V92H138ZM143 91V92H142ZM157 91V92H156ZM248 91V92H247ZM5 92V91H4ZM39 92V93H38ZM106 92H108L109 94H111L112 93V91L110 90V91H106ZM111 92V93H110ZM146 92V93H145ZM151 92H154L155 94H151V96H149L150 94H147V93H151ZM29 93H31V94H29ZM33 93V94H32ZM34 93H35V95H34ZM55 92H53V94H54ZM108 93H106L107 95H108ZM139 93H140V95H139ZM157 93H158V95H157ZM38 94H39V96H38ZM145 94V96H143ZM112 95H113V93H112ZM111 95V97L108 95V98L109 99H111V100H114L115 99V97L113 98V96ZM116 94L114 93V96H115ZM118 95V96H119ZM134 95V96H133ZM142 95V96H141ZM32 97L33 99H34V101H36V103H34L33 101H32V99H31V101H30V99L28 100L27 99V97ZM38 96V99L36 98ZM40 96L42 97V99H40ZM117 96V97H118ZM120 96H119V98H120ZM138 96V97H137ZM148 96V97H147ZM154 96V97H153ZM252 96V97H251ZM133 97H135V98H133ZM137 97V98H136ZM140 97V98H139ZM157 97V98H156ZM25 98V99H24ZM36 98V99H35ZM141 98H143L144 99V101L141 99ZM149 98H153L152 100H154V101H150V99L148 100ZM156 98V99H155ZM17 99V100H16ZM139 100V102H138V100ZM147 99V100H146ZM251 99L253 100V101H251ZM28 100V101H27ZM146 100V101H145ZM156 100V101H155ZM13 101H11V103H9L8 105H14V102ZM128 101V100H127ZM159 101V102H158ZM30 102H31V107L29 108V106H30ZM44 102V101H43ZM121 102L123 103V101L121 100ZM151 102V103H150ZM154 102V103H153ZM157 102V103H156ZM128 103V104H127ZM146 103H149V104H146ZM17 104H15V105H17ZM34 104V105H33ZM43 104V103H42ZM133 104V105H132ZM142 104H144V106L145 105H147V106H145L146 108H144V106L142 105ZM157 104H162V105H164L162 108H160V111H158V109L159 108H155L156 106H157ZM14 105V107H16V108H14V107H12L13 109H15V112H17L18 111V105L17 106H15ZM20 105H22V106H20ZM26 106V107H24V106ZM39 105V106H38ZM44 105V104H43ZM123 105H124V103H123ZM141 107H140V106ZM152 105H156L155 107L153 106L152 107ZM161 105V106H162ZM193 105V106H192ZM32 106H33V108H32ZM107 106V105H106ZM237 106H238V108H237ZM9 108H11L10 106H8ZM20 108V109H21ZM105 108V107H104ZM103 108V109H104ZM106 108H108V107H106ZM106 108L103 110L104 111V114H107L106 112ZM126 108V109H127ZM155 109L156 110V113H158V114H156L155 113V115H157V116H155L156 117V119H155V121H158L159 122V125H158V123H156L155 121H152L151 120V125H153V123L152 122H154L155 124H156V126H151L150 124H146V123H148V122H150V119H152V117H153V113H154V111L152 112V110L151 109ZM193 108H191V109H193ZM19 109V110H20ZM35 109V108H34ZM141 109V110H140ZM144 109V110H143ZM9 110V109H8ZM108 110V109H107ZM131 110V111H130ZM143 110V111H142ZM197 110V111H196ZM10 111H12V110H9V112ZM21 111H23V110H21ZM24 111H23V113H24ZM124 110H122V112H123ZM129 111V112H128ZM191 111V110H190ZM195 111V112H194ZM13 112V111H12ZM12 112H10V114L12 113ZM14 112V113H15ZM118 112V111H117ZM120 112H121V110L119 111V113L118 114H120ZM122 112H121V114H122ZM125 112V111H124ZM123 112V113H124ZM151 112H152V114H151ZM163 112V111H162ZM249 112V113H248ZM137 113V114H138ZM196 113H197V115H196ZM136 114V116H137V119L139 120V122H141V120L144 118V117H146V116H148V115H146V116H144L143 114L141 115L140 113H139V115H140V118H138V116L139 115H137ZM146 114V113H145ZM151 114V115H150ZM163 114V115H162ZM165 111L163 112V113H161V115L163 116H161L162 118V120L160 119V121H162V123L163 122H165L166 120H165ZM201 116H199V115ZM15 115H17L16 113L14 114V116ZM131 115L132 114H129V116L131 117ZM143 118H142V117ZM150 116H152V117H150ZM11 117H13L12 115H11ZM16 117V116H15ZM14 117V118H15ZM114 117H116V116H114ZM155 117H153V119L155 118ZM199 117H200V119H199ZM13 118V119H14ZM142 118V119H141ZM202 118V119H201ZM141 119V120H140ZM149 119V120H148ZM200 121H199V120ZM12 120V119H11ZM10 120V121H11ZM122 121H120L121 122V124H122V128L123 129H121V131L122 132H124L123 134L124 135H122L121 133L122 132H120V126H121V124H120V126H119V124L118 125H116L115 126V128L114 127H112V126H114V125H112L111 127H109L108 128V126L106 127L107 129H111V128H113L112 129V131L111 130H108L110 133H112L113 135H111L110 133H105L104 132V134L102 135L101 134V137H103V139H100L97 135H100V133H96V134H92L93 136H95V139H96V143H98L99 142V140H97V139H100V141H102L103 140V142L105 143H107V141L111 138V141H114V142H116L115 140H116V136H119V135H117V133H118V131L117 130H119V132H120V135H122L123 137H125V139L126 140H130V139H132L133 140V143H132V146H134L135 145V141L136 142H138V139L137 138H139V139H141L142 141H143V139L145 140V141H143V143H142V141H140V143H142V145L138 142L137 144H138V146H140V148L137 146L136 148H134V149H136L137 150V148H138V152L136 153V154H139L140 152H142L143 154H144V151H147L148 149V146H146L147 145V143L149 144V142H151V144H149L150 146L151 145H153V147H154V145H155V137H157V135H160L159 134V132L157 131L156 132V128L153 130L154 131V133H153V131H146L145 133L147 134V136H146V134H145V136L148 138V139H150L149 140V142H147L146 143V140L148 141V139H145L144 137V132L143 133H141L140 131H136V130H139L140 129V127H136L134 130L132 129L134 126H133V124H132V121H130L129 122V119H128V117L127 118H122L121 119ZM125 120H127V121H125ZM146 120H148V121H146ZM201 120H203V121H201ZM12 122V121H11ZM126 122L127 124H128V128H127V124H126V128L124 127V123ZM146 122V123H145ZM200 122H202V123H200ZM204 122V123H203ZM130 123V124H129ZM144 123V124H143ZM167 123V122H166ZM166 123H163V124H165L166 126H170V124H172V128H174L175 127V125H173L174 123L172 122V123H170L169 125H167ZM195 124L197 125V126H195ZM202 124V126H199V125H201ZM148 125V126H147ZM149 126H151V127H149ZM164 126V125H163ZM185 126H188V125H185ZM195 126V127H194ZM104 127V126H103ZM117 127V128H116ZM132 127V128H131ZM147 127V128H146ZM198 127V128H197ZM201 127V128H200ZM97 129H98V127H96ZM95 128V129H96ZM132 129V130H130V129ZM144 128H142L141 127V129H143V130H145ZM161 130H163V131H166V130H164V129H166L167 127H159ZM170 128V130H171V126L169 127ZM169 128H168V130H169ZM200 128V129H199ZM43 129V128H42ZM44 129H45V127H44ZM115 129H117L116 130V135L114 136V133H113V131H115ZM140 129V130H141ZM159 129V131L161 132V130ZM176 131H177V129H176V127L174 128ZM46 130V129H45ZM128 130V131H127ZM158 130V129H157ZM129 131H131L133 134H129V133H131V132H129ZM135 131V132H134ZM162 131V132H163ZM175 131V132H176ZM201 131H199V132H201ZM126 132H128V133H126ZM142 134H140V133ZM150 132H152L153 134H151ZM162 132H161V134H162ZM171 132V133H170ZM169 132V136L167 135V137L168 138H171V137H173V135H175L176 133L175 132H173V129L171 130ZM173 132V133H172ZM45 132H43V134L42 135H40V136H43V135H45L44 134ZM103 133V132H102ZM149 133V134H148ZM164 133V132H163ZM49 135H51L52 136V134H50V131H49V133H48ZM137 136H136V135ZM155 134H157L156 136H155ZM264 134V133H263ZM49 135H47V132H46V136L45 137H47V136H49ZM92 135H91V137H92ZM110 135V138H108V136ZM126 135H128V136H126ZM131 135H133V138H132V136ZM140 135L141 136H144L143 138H141L140 137ZM253 135V134H252ZM105 136L107 137L106 138V140H105ZM114 137V139L112 140V137ZM130 136V137H129ZM134 136H135V138H134ZM206 136V137H205ZM91 137H90V139H91ZM155 139H154V138ZM159 137V136H158ZM157 137V138H158ZM48 138V137H47ZM49 138H50V136H49ZM49 138H48V140H49ZM93 138V137H92ZM119 138V137H118ZM128 138V139H127ZM162 138V136L161 137H159L158 139H159V141H158V139H157V141L158 142H156V143H159V145H160V147L159 148H161V145H163V143H162V140H160ZM174 138V137H173ZM51 140H52V138H50ZM90 139H89V141L88 142H90ZM94 139V140H95ZM92 140V139H91ZM42 141H43V138L42 137H39V140H37V138L35 137L34 139H33V141L31 142V143H33L34 145L35 144H37V143H42ZM45 142L44 143H46L47 142V144H49L48 143V141L45 139L44 140ZM93 141V140H92ZM98 141V142H97ZM111 141H108V142H110L111 143ZM117 141L119 142V140L117 139ZM153 141H154V144H152L153 143ZM186 141H188V140H185V141H182V142H184V148L186 149V147L188 146L189 147V143L192 141H188L189 143H188V145H186ZM51 142V141H50ZM95 142V141H94ZM111 143V144H109L108 146H107V149H106V152H103V150H104V148H101L102 150V152L103 153H105V161H106V159L109 161V157H107V156H112V153H114V151L113 150H115V149H117V145H115V143ZM195 142V141H194ZM193 142V143H194ZM30 143V144H31ZM52 143V142H51ZM67 142H65L64 144H63V151H64V154L66 155V162H67V165H68V167H67V174H66V172H65V177H66V175H67V179L69 178V181L71 180V185H70V187H71V189H69V190H67V192H68V194H66L67 192H65V194H66V196L65 197H67L68 198V195L71 193L72 194V192L73 191H71L72 189H74V192H73V195L72 196H74V193H75V197L73 198L72 196H70V200H67L68 202H65V204L62 202V201H65L67 198H65L64 197V195H62L63 196V200L62 199H58V202H59V200L61 201L60 203H58L57 201H55V202H53L54 204L57 202L58 203V205H57V203H56V205L62 210V211H65V209H67V206H68V210L67 211H65L66 213H69V212H73L74 211V207H76L74 204V206H72L71 205V203H73L74 201V203H76V204H78V201L77 200H81V199H83V198H90L91 199V197H95V196H93V194H98V192L100 191V189L99 190H97L98 189V186L99 187H101L102 185H100V183H98V181L100 180V182L101 183H104V185L105 186H107V188H108V186L110 187L111 186V183L113 182L114 183V181L113 180H117V178L119 177V176H116V174H118L117 172H118V169L120 168H122V171L119 169V171L121 172V174H124L123 173V171H125L124 169H123V165H119L118 166V163H117V161L115 160H112V161H114L115 163H117L116 164V167H113L112 168V166L114 165L115 166V163H113V165L112 166H110V164H106L107 166L105 167V168H107L108 170V172H103L104 174H102V176H101V174H100V176L103 178V180H102V178L101 179H99V175L97 176L96 174L98 173L97 171H99V168L97 167L98 166V164H99V161H98V152L96 151V149H97V147H95V145L93 146L92 145V142L90 143L91 145H87V147H83V148H85V150L84 149H82L80 146L82 145H80V146H77V151H79V149H80V161H78V160H75L71 155V153H75L76 151L74 150V152H71L70 151V153L68 152L69 151V147L70 146H72V142L70 143V142H68L67 144H66ZM131 143V142H130ZM32 144V146H34ZM46 144V145H47ZM88 144V143H87ZM116 144H118L117 142H116ZM134 144V145H133ZM146 144V145H145ZM180 144V143H179ZM178 144V145H179ZM232 144V143H231ZM240 144H242V143H240ZM245 144V145H246ZM43 145H45V144H43ZM69 145V146H68ZM104 144L103 143H101V146H103ZM130 145V144H129ZM159 145H157V146H159ZM177 145V146H178ZM181 145H183V144H180V146ZM192 145V144H191ZM198 146H200L199 145V143L197 144ZM31 146V147H32ZM38 146H40V145H38ZM42 146V145H41ZM84 146V145H83ZM95 147V149L93 148H90V147ZM100 146V147H101ZM131 146V145H130ZM149 146V148H152V147H150ZM157 146H155V148H157ZM34 147H36V145L34 146ZM44 148H45V146H43ZM80 147V148H79ZM99 147V148H100ZM103 147H106V146H103ZM110 147H112V148H109ZM145 147V148H144ZM187 147V149H188V151H189V149L190 148H188ZM192 147V146H191ZM39 148V147H38ZM72 148V147H71ZM79 148V149H78ZM131 149L130 150H132V151H134L133 149H132V147H130ZM155 148H152V150H156ZM159 148H157V150L156 151H159L160 153H161V151H162V149H160V150H158ZM176 148H178V147H176ZM10 149V148H9ZM9 149H7L8 151H10ZM34 149H36V148H34ZM113 149V150H112ZM139 149H140V152H139ZM170 149H172V148H170ZM196 149H197V147H195V149L194 150H191L192 152H194V151H196ZM218 149V148H217ZM109 150H110V152H109ZM111 150L113 151L112 153H111ZM151 150V149H150ZM173 150V149H172ZM183 150V149H182ZM219 151H220V149H218ZM218 150H216L214 153H216V152H218ZM7 151V152H8ZM38 151V150H37ZM40 151H42L41 150V148H40ZM44 151V150H43ZM85 151V152H84ZM105 151V150H104ZM127 151V150H126ZM155 151V152H156ZM170 151V150H169ZM180 151H181V148H180ZM188 151H185L184 150V154H186V152H188ZM190 151V152H191ZM6 152V153H7ZM10 152H12V150L10 151ZM31 152H33L32 151V148H31V151L29 152V153H31ZM36 152V150H34V152H33V154ZM51 152V151H50ZM68 152V153H67ZM83 152H84V154H83ZM125 152V151H124ZM134 152H136V151H134ZM147 152H149V151H147ZM146 152V153H147ZM151 153H148L147 155H149V154H152L153 155V153L154 152H152V151H150ZM159 152H156V153H154V155L156 154L157 155V153H159ZM163 152V151H162ZM173 153H175L176 151L174 150V151H172ZM43 153V152H42ZM47 153H48V151H47ZM109 153H110V155H109ZM139 154V155H142L143 157H144V160L145 161H143V162H145V164L144 165H149L150 164V160L152 161V159L155 157V156H151L152 158H150V156L149 157H146V155H143V154ZM177 153H178V151H177ZM183 153V152H182ZM32 154V153H31ZM38 154H40V152L38 153ZM44 154V153H43ZM50 154H52V152L50 153ZM49 153L48 154H46V156H45V159H46V157L48 156V157H50L49 155H50ZM77 154V153H76ZM95 154V155H94ZM163 155H164V152L162 153ZM169 155H170V152L168 153ZM217 154H219V152L217 153ZM30 155V154H29ZM35 156H33V155H31V156H33V157H31L30 159L32 160V162H33V165H35V164H37L36 162H38L39 160V158L38 159H36L37 161L35 162V158L34 157H37L36 156V154H34ZM45 155V154H44ZM78 155V154H77ZM114 155V154H113ZM162 155V156H163ZM43 156V155H42ZM2 157V156H1ZM0 157V159L1 160H3V158H1ZM40 157V156H39ZM68 157H69V159H68ZM113 157V156H112ZM41 158V157H40ZM42 158H44V156L42 157ZM52 159H53V155H52V157H51ZM51 158H49V159H51ZM114 158H115V156H114ZM147 158V159H146ZM112 159V158H111ZM110 159V160H111ZM117 159V158H116ZM0 160V162H2L3 163V161H1ZM44 160V159H43ZM118 160V159H117ZM149 160V161H148ZM264 160V159H263ZM45 161H51V160H44V163H45ZM119 161V160H118ZM148 163H147V162ZM29 162V161H28ZM31 163V162H30ZM47 163V162H46ZM69 163V164H68ZM48 164H50L49 162H48ZM122 164H123V162H122ZM2 165H4V164H2ZM46 165V164H45ZM78 165V166H77ZM29 166H31V165H29ZM2 167H4V166H2ZM33 167V166H32ZM73 167V168H72ZM112 169H111V168ZM146 167H148V166H146ZM262 167L263 168H261L262 170L260 171V172H249V173H251V174H249L248 173V175L247 174H245V175H243L242 177L241 176H238L237 177V179L236 178H233L232 180H229L228 182H225L224 184L223 183H220V184H216V185H214V187L212 188V189H210L209 190V192H208V197L210 198V200H212V201H214V195H215V192H216V190L219 188V187H221V186H223V185H225V184H229V183H236V182H238V181H240V180H242V179H244V178H247V177H251V176H254V177H256V181H257V183H258V185L256 186V187H254L252 190H248L247 192H246V199H247V201H249L250 203H252V204H254V206H258V207H264V161L262 162ZM31 168V167H30ZM117 168V169H116ZM81 169V170H80ZM117 170L116 172H115V170ZM93 170H94V173H93ZM113 170V172L115 173V179H113V174H112V171ZM82 171H83V175L81 176L80 175V173H82ZM87 171H92V174H93V176H94V178H93V176L91 175V176H87L88 174H91V172L89 173V172H87ZM105 171H106V169H105ZM111 173H110V172ZM71 173V174H70ZM76 173V174H75ZM85 173H88V174H85ZM106 174V175H105ZM107 174H110V176H107ZM121 174H120V176H121ZM79 175V176H78ZM84 175H85V177H84ZM2 176V175H1ZM75 177H77V178H79V181H80V183H78L79 181H78V179L77 178H75ZM81 177H83V179H80ZM91 179H90V178ZM98 177V178H97ZM107 177H109V178H107ZM110 177H112V178H110ZM93 178V179H92ZM98 180H97V179ZM107 180H106V179ZM89 180V182L90 181H93L92 183H94L92 186H91V182H90V185H89V183H88V181H86V183L87 184H85V181L84 180ZM104 179H105V181H108V182H106L105 183V181H104ZM74 180V181H73ZM94 180H95V182H94ZM111 180V181H110ZM83 183V184H82ZM109 183H110V185H109ZM87 185V186H85V185ZM95 184H97V188L95 187ZM106 184H108V185H106ZM79 186H84L83 188L85 189H83V188H81V190H80V188H79ZM104 186V188H103V190L105 191L107 188ZM69 187V186H68ZM88 187V190L86 189ZM94 187H95V189H94ZM91 188H92V190H91ZM106 188V189H105ZM77 189H79V191H81V193L79 194V191H77ZM102 189V188H101ZM95 190H96V192H95ZM102 190V191H103ZM213 190H214V192H213ZM71 191V192H70ZM70 192V193H69ZM82 192H83V195H82ZM93 194H92V193ZM95 192V193H94ZM14 193V192H13ZM87 193H88V195H87ZM86 195V196H85ZM79 198H78V197ZM84 196V197H83ZM97 196V195H96ZM83 197V198H82ZM51 198V197H50ZM50 198H47V203H48V201H51V200H49ZM73 198V199H72ZM1 200V202H2V204H4L5 202H4V200L6 201V198H0ZM71 200H74V201H71ZM70 201V202H69ZM77 201V202H76ZM4 202V203H3ZM52 202V201H51ZM89 202V201H88ZM46 203V205L48 206V204H50L51 205V203H48L47 204ZM52 203V204H53ZM63 204V205H62ZM45 205V206H46ZM50 205L48 206V208H47V211L49 210V211H55V209H50L51 207L53 208V206H51L50 207ZM56 205H54V206H56ZM57 206L56 207H54V208H57ZM69 206H71V207H73L72 209H71V207L69 208ZM1 208H4L5 210H6V207H5V205H3V206H1ZM4 209H0L1 211H0V214H1V218H0V222H3V225L1 224V229H0V232H1V230H3V228L5 229V224H8V223H5L4 221H6L7 219H8V221L10 220V225H11V223H12V226L14 225V223H13V221H15V220H13V218H10V215H8V211H5ZM217 209V208H216ZM214 210V212H213V214L212 215H207L205 212H199V211H190V212H187V213H182V212H180V210H179V208H177L176 209V211H175V213H177V214H172L171 215V219L172 220H176V219H179V224L177 225V227H176V232H177V230H179V228L181 227V228H183L182 226L184 225V224H187V223H189L190 224V226L188 227V228H183V229H185L188 233L189 232H192V229H194V228H196V227H206V226H210V225H212L214 222H215V219L219 216V214H220V212L218 211V210ZM10 210V209H9ZM58 211L57 212H59V209H57ZM71 210V211H70ZM178 210V211H177ZM5 211V212H4ZM49 211L47 212V213H49ZM54 211L53 212H51V213H54ZM62 211H60V212H62ZM69 211V212H68ZM172 211H174V210H172ZM8 212V213H7ZM180 212V213H179ZM7 213V215H5V214ZM3 215V216H2ZM6 216H8V217H6ZM2 218H4V220L2 219ZM7 218V219H6ZM6 219V220H5ZM7 221V222H8ZM17 221V220H16ZM9 224H8V226H9ZM18 224H19V221H18ZM17 224V225H18ZM2 226H4V227H2ZM7 226V227H8ZM12 226H11V228H8V230H10V229H12V230H14L15 228H17V227H15L14 229L12 228ZM15 226V225H14ZM6 227V228H7ZM15 230H17V229H15ZM7 232V230L5 229L3 232ZM3 232H2V234H3ZM5 232V233H6ZM14 232V231H13ZM13 232L11 233V234H13ZM175 232V233H176ZM10 233V232H9ZM174 233V234H175ZM239 234V236H240V238H239V241H233V243H232V251L230 250H228V251H223L222 249H221V247H220V245H218V237H217V235H215L213 238H212V240L213 239H216L217 240V247H218V250L217 251H215V252H213V254L214 255H212V256H209V258H211V259H215V258H217V259H220L221 257H220V255H219V252H221V253H223L224 255H226V256H228V255H230L231 253H232V264H264V248H261V249H259V250H252V251H247L250 247H249V245L248 244H246V242H243V239L244 238H247V237H250V239H256V240H259L260 238L262 239V240H264V233H261V232H249V233H246V232H241L240 230H238L237 228H233L232 229V231H231V234H233V235H235V234ZM8 234V232L6 233V235ZM256 234V235H255ZM6 235H4V237H5V240L4 239H2L1 237H0V239H2V240H4L3 242H5L6 240H8V239H11V237H8L7 238V236ZM10 234H8V236H9ZM97 235V233H92V234H90L89 235V237H88V239H92V238H94L95 236ZM253 237H255V238H253ZM242 236H243V238H242ZM3 237V238H4ZM259 237V238H258ZM258 238V239H257ZM87 239V240H88ZM248 239V238H247ZM154 240V241H153ZM119 241V242H118ZM117 241V243L115 242L114 243V245H111V246H109V247H104V248H101V249H96V250H92V252H89L87 255H85V256H83V257H80V258H78V259H75V260H73V261H71V262H69V263H67V264H144V261H145V259H144V257H143V253H145L144 252V250L142 249V247H141V245L139 244V243H133V242H130V241H123V242H121L120 240H118ZM243 243H242V242ZM0 242H1V240H0ZM156 243V240H155V237H153V239H151L150 240V242H148L147 244L149 245V244H151L150 246H152L153 244H155ZM242 243V244H241ZM147 244H145V246H147ZM243 247V246H245V248H240V247ZM247 247V248H246ZM205 248H208V246L205 244ZM234 249H236V251H234ZM213 250H214V248H213ZM150 251V250H149ZM147 252L146 251V255H145V257H147V256H149L150 255V252ZM95 252V253H94ZM96 252L98 253V255L96 254ZM142 252V253H141ZM139 253H140V255H139ZM176 254H177V252H176ZM97 255V256H96ZM179 264H180V262H179ZM216 264V263H215Z\"/></svg>",
    "mask_w": 264,
    "mask_h": 264
},
{
    "label": "built area",
    "instance_id": "built-area-1",
    "mask_svg": "<svg viewBox=\"0 0 264 264\" xmlns=\"http://www.w3.org/2000/svg\"><path fill=\"white\" fill-rule=\"evenodd\" d=\"M258 185L256 177L244 178L236 183L219 187L214 195V203L220 212L215 222L206 227H196L190 233L194 247L189 243L188 232L181 228L174 234V246L180 264H215L220 259H211L209 254L195 243L208 239L213 250L212 238L217 235L218 245L222 238L226 246H232L233 241H239V234H231L233 228L241 232L264 233V207L254 206L246 199V192ZM179 224V219H176ZM213 253V252H212Z\"/></svg>",
    "mask_w": 264,
    "mask_h": 264
},
{
    "label": "crops",
    "instance_id": "crops-1",
    "mask_svg": "<svg viewBox=\"0 0 264 264\" xmlns=\"http://www.w3.org/2000/svg\"><path fill=\"white\" fill-rule=\"evenodd\" d=\"M190 226L189 223L187 224H184L182 227L183 228H188ZM188 237H189V241H190V235L188 233ZM205 244L208 246V248H205ZM195 246L196 247H201L204 249V251L208 254L212 253V249L210 247V242L208 239H205V240H202L198 243H195ZM221 249L224 250V251H228V250H231L232 251V247H228L225 245L224 243V238H222V244L220 245ZM219 255H220V260L216 263V264H232V253L228 256L224 255L223 253L219 252Z\"/></svg>",
    "mask_w": 264,
    "mask_h": 264
}]
</instances>
